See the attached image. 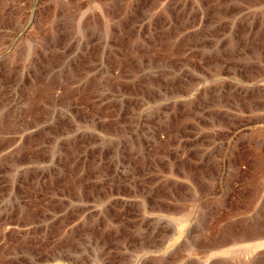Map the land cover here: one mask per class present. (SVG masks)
Returning <instances> with one entry per match:
<instances>
[{
	"label": "rangeland",
	"instance_id": "1",
	"mask_svg": "<svg viewBox=\"0 0 264 264\" xmlns=\"http://www.w3.org/2000/svg\"><path fill=\"white\" fill-rule=\"evenodd\" d=\"M0 264H264V0H0Z\"/></svg>",
	"mask_w": 264,
	"mask_h": 264
},
{
	"label": "bare ground",
	"instance_id": "2",
	"mask_svg": "<svg viewBox=\"0 0 264 264\" xmlns=\"http://www.w3.org/2000/svg\"><path fill=\"white\" fill-rule=\"evenodd\" d=\"M224 261V260H223Z\"/></svg>",
	"mask_w": 264,
	"mask_h": 264
}]
</instances>
